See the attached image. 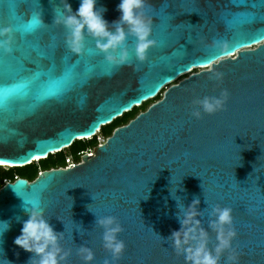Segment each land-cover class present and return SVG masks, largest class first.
Here are the masks:
<instances>
[{"label": "water", "instance_id": "1", "mask_svg": "<svg viewBox=\"0 0 264 264\" xmlns=\"http://www.w3.org/2000/svg\"><path fill=\"white\" fill-rule=\"evenodd\" d=\"M68 3L75 12L80 0ZM119 3L98 0L110 27L121 15ZM64 8L65 0H0V24L11 28L18 14L30 25L19 38L10 33L12 50L0 55V81L34 80L0 105V163L23 167L45 159L164 93L79 165L0 189V220L11 224L0 236V264H29L33 255L14 243L28 218L18 194L40 196L49 222L64 232L66 264H84L77 251L83 244L95 253L91 264L111 259L96 225L105 215L124 228L120 238L127 248L116 264H184L168 237L180 228L178 204L187 207L195 198L210 247L216 243L211 206L233 210L238 235L221 264H232L233 255L237 264H264V0H146L142 11L154 20L157 43L140 61L130 36L125 47L133 55L119 66L89 34L82 53L70 49L69 30L56 22L67 14ZM65 71L72 81L44 96L57 88L48 73L58 79ZM225 89L222 111L192 115L194 101ZM178 180L179 200L170 191Z\"/></svg>", "mask_w": 264, "mask_h": 264}, {"label": "clouds", "instance_id": "2", "mask_svg": "<svg viewBox=\"0 0 264 264\" xmlns=\"http://www.w3.org/2000/svg\"><path fill=\"white\" fill-rule=\"evenodd\" d=\"M98 0H80V5L73 12L72 6L65 0L64 12L56 18V22L63 24L69 30L68 46L73 52L82 53L85 48L86 34L96 40V47L106 54V59L115 65H124L133 55L140 61H145L151 47L157 41L152 38L153 18L146 16L143 9L146 0H120L118 9L121 13L118 20L111 22L104 18L103 7H97ZM114 27V30H112ZM11 28L0 29V49L11 51ZM135 39L133 51L125 47L129 37ZM211 70L212 65L206 66ZM229 92L223 90L219 96H205L194 101L198 107L192 115L201 118L203 114H215L222 111L228 101ZM11 185V184H10ZM177 189H181L179 180L170 190L177 200ZM182 190V189H181ZM18 194V193H17ZM23 201V210L28 218L22 220L20 234L15 237L14 243L23 250L32 253L29 264H66L70 250H65L61 243L64 232H58L49 222L42 207L38 194L23 196L18 194ZM200 199L195 198L191 204L185 207L178 204L177 220L180 224L178 230H173L168 240L178 255L184 257V264H221V258L225 251L232 249L233 241L238 233L234 227V217L230 207L211 206L208 224L216 233V243L210 247V233L203 226L199 218L203 212L199 208ZM89 211H93L88 205ZM96 214V213H95ZM20 220V217H17ZM96 225L103 229V246L110 253L111 259H105L104 264H116L126 251V242L120 238L124 231L119 219L113 215L97 217ZM11 224L8 220H0V236L8 231ZM78 254L84 264H91L95 259L92 248L86 244L80 245ZM232 264H237L238 257H229ZM8 264H12L8 261Z\"/></svg>", "mask_w": 264, "mask_h": 264}, {"label": "trees", "instance_id": "3", "mask_svg": "<svg viewBox=\"0 0 264 264\" xmlns=\"http://www.w3.org/2000/svg\"><path fill=\"white\" fill-rule=\"evenodd\" d=\"M159 100L160 96H157L154 100L145 102L139 107H134L131 111L115 119L111 124L103 126L95 136L89 139L76 140L69 148L55 154H50L45 159L32 162L23 167L0 166V189L6 182H14L18 178L33 182L40 172L63 168L66 165V158L68 156H72L74 160L78 161L81 154L92 152L99 145V137L104 139L109 138L117 128L128 124L140 113L146 111L152 103Z\"/></svg>", "mask_w": 264, "mask_h": 264}, {"label": "snow or ice", "instance_id": "4", "mask_svg": "<svg viewBox=\"0 0 264 264\" xmlns=\"http://www.w3.org/2000/svg\"><path fill=\"white\" fill-rule=\"evenodd\" d=\"M32 23H37V21H33ZM30 25H26L23 22V18L18 14L13 15V23H12V32L19 38L21 32L29 27ZM9 28L7 24H0V29ZM231 54V53H229ZM0 55L7 56V51L4 49H0ZM221 55V54H220ZM220 55H217L215 58H218ZM212 59L209 60L211 62ZM19 75V73L17 74ZM50 80L57 85L55 90L49 89L47 92L43 93L44 96H52L58 94L63 87H66L72 81V72L65 71L64 75L58 79L53 77V73H48ZM33 77H21L19 83H9L8 79L5 78L0 81V105L6 106L9 100L21 90H26L33 84Z\"/></svg>", "mask_w": 264, "mask_h": 264}, {"label": "built area", "instance_id": "5", "mask_svg": "<svg viewBox=\"0 0 264 264\" xmlns=\"http://www.w3.org/2000/svg\"><path fill=\"white\" fill-rule=\"evenodd\" d=\"M99 132V131H98ZM99 139V146L100 145H102L103 143H105V141H106V139H104V138H101V137H99L98 138ZM85 154H91V152H87V153H85ZM84 154H81L80 155V159L78 160V161H76V160H74V158L72 157V156H68L67 158H66V165H65V167H63V168H59V169H69V168H73V167H75L76 165H79L81 162H82V156H83ZM72 166V167H71ZM42 172H40L39 174H41ZM6 183H8V182H6Z\"/></svg>", "mask_w": 264, "mask_h": 264}, {"label": "rangeland", "instance_id": "6", "mask_svg": "<svg viewBox=\"0 0 264 264\" xmlns=\"http://www.w3.org/2000/svg\"><path fill=\"white\" fill-rule=\"evenodd\" d=\"M198 71H199V69L195 70L194 72H198ZM163 93H164V91H162V94H161V95H159V96H160V99L162 98V96H163ZM153 100H154V99H153ZM156 102H157V101H156ZM156 102H154V103H156ZM154 103H152V104H154ZM152 104H151V105H152ZM151 105H150V106H151Z\"/></svg>", "mask_w": 264, "mask_h": 264}, {"label": "bare ground", "instance_id": "7", "mask_svg": "<svg viewBox=\"0 0 264 264\" xmlns=\"http://www.w3.org/2000/svg\"><path fill=\"white\" fill-rule=\"evenodd\" d=\"M0 165H5V166H6L7 164H4V163H0ZM11 166H12V165H11Z\"/></svg>", "mask_w": 264, "mask_h": 264}]
</instances>
